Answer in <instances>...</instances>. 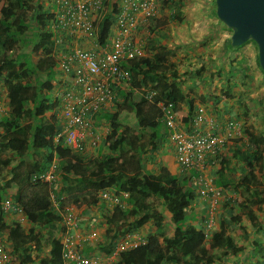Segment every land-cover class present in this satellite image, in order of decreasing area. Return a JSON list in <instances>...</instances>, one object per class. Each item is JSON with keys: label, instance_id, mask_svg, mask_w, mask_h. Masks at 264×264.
Wrapping results in <instances>:
<instances>
[{"label": "trees", "instance_id": "16d2710c", "mask_svg": "<svg viewBox=\"0 0 264 264\" xmlns=\"http://www.w3.org/2000/svg\"><path fill=\"white\" fill-rule=\"evenodd\" d=\"M44 1L52 0L0 3V95H4L8 107L0 116V239L7 244L10 264H32L34 254L42 247L43 230L61 223L60 215L68 206L89 208L103 202L101 196L107 192L125 204L112 208L106 237L97 249L107 257L115 252L119 236L143 233L146 240L144 245L119 252L114 264H215L225 259L228 251H218L221 240H226L229 231L241 228L243 217L254 221L255 207L259 212L264 210V182L256 174L264 166V134L256 133L244 121L242 135L224 146L230 145L231 149L214 156L218 169L213 172L212 184L230 198L222 205L219 227L206 237L205 227L189 223V211L197 196L192 181L183 173L174 175L165 168L157 173L143 171L144 159L156 148V130L165 127L158 104L169 102L176 113L181 104H186L188 114L183 123L194 114V99L183 90L176 64L159 53L123 64L128 89L114 86L113 113L109 109L92 116L94 125L104 124L108 131L101 141L107 152L95 157L87 156L84 150L74 152L61 139L55 141L61 127L56 116L59 102L53 99L57 61L51 56L53 42L47 28L51 15ZM162 7L170 12L168 20L182 22L183 0H164ZM213 15L216 17L215 1ZM110 18L107 15L103 22L101 43L109 36ZM167 22L156 19L149 29L154 32ZM226 46L233 49L230 39ZM25 48L30 49L28 54L22 52ZM256 63L259 67L258 56ZM204 71L203 65L196 73L201 76ZM167 75L171 81L164 83L162 78ZM248 78L244 73V79ZM149 92L155 93L151 100ZM124 108L137 114L134 125L120 123ZM248 112L245 106L242 119L248 117ZM143 132L150 133L149 142L141 138ZM53 164L54 180L33 181ZM121 193L128 197L122 198ZM10 196L30 227L20 222L7 224L2 202ZM150 198L160 200L163 211L150 205ZM166 224L173 227L171 236L165 235ZM142 228L145 230L141 233ZM253 242L261 250V245ZM227 243L233 254L239 252L230 237ZM63 263L62 244L53 240L49 255L39 264Z\"/></svg>", "mask_w": 264, "mask_h": 264}, {"label": "built area", "instance_id": "2783aa9c", "mask_svg": "<svg viewBox=\"0 0 264 264\" xmlns=\"http://www.w3.org/2000/svg\"><path fill=\"white\" fill-rule=\"evenodd\" d=\"M164 0H52L47 2L51 19L48 30L53 42L51 56L57 61L53 84V99L59 102L56 116L61 120L60 132L55 141L61 139L74 152H82L89 143L96 148L107 129L99 131L94 125L93 114L107 111L113 106L115 94L113 87L127 84L128 74L122 65L137 61L145 56L139 35H149L148 27L160 19ZM47 8V7H46ZM109 15V35L104 43L100 42L102 25ZM155 93L149 92L151 100ZM164 125L168 132L169 145L174 150L180 172L203 171L209 166V159L223 148L226 142L240 136L238 123L229 122L222 134L215 128L207 133L188 132L183 127L173 105L160 102ZM3 110L0 108V113ZM204 121V109L198 108L194 125ZM238 132V133H236ZM239 134V135H238ZM56 165L33 181L44 183L54 180ZM198 195H212L214 202L209 206L205 235L208 237L217 223L218 199L221 192L212 184L211 178L200 175L195 179ZM127 198V193H121ZM220 196V197H219ZM53 199V197H51ZM229 198V197H227ZM101 199L112 206L124 205L122 199L111 192L102 194ZM220 200V199H219ZM2 208L5 213L21 208L9 198L4 199ZM62 255L63 264H114L119 252L144 245L146 240L140 233L124 235L117 242L115 252L105 258L82 254L81 244L73 232L78 220L71 210L63 217ZM11 257L7 244L0 239V264H10Z\"/></svg>", "mask_w": 264, "mask_h": 264}, {"label": "crops", "instance_id": "0c3cea01", "mask_svg": "<svg viewBox=\"0 0 264 264\" xmlns=\"http://www.w3.org/2000/svg\"><path fill=\"white\" fill-rule=\"evenodd\" d=\"M184 14L185 10H183V17H185ZM169 15L168 12V15L162 18V12L160 20L168 22L166 24H160L154 32H151L148 27L149 35H139V41L144 47L145 55L148 56L156 53L165 54L170 63L176 64L177 71L182 81L183 90L194 99V114L191 116V120H189L188 123H183L182 121L188 114L187 105L181 104L177 109V117L180 119L186 131L207 133L211 131L213 127L217 132L222 134V131L229 122H236L239 128L241 127V136L244 121H246L247 125H251L256 133L264 134V104L262 103L260 105V100L256 101L255 97L252 96V91L255 87L253 85L252 76L255 71L248 60V56L251 55L253 50L252 47L243 45L236 51L228 50L226 44L231 35H173V32L176 30L177 33L179 30L178 27L184 25L189 19L186 21L184 19L181 23H174L168 20L170 19ZM213 24L218 26V30L220 31L218 21H214ZM199 37H201V39H199ZM191 38L192 40H190ZM222 61L223 63H228L229 66L226 67V69L223 66L221 68L220 63ZM205 63H211V65L205 67ZM203 65L206 71H204L201 76H198L196 71ZM244 73L249 76L248 79H244ZM162 79L163 81L165 80L164 83L171 81L168 75L166 78ZM121 87L128 89V82L127 84L124 83ZM225 92L226 94H224ZM1 96L3 97V95H0V108L3 112L2 114L0 113V116H3L6 114L8 107L5 97L1 98ZM245 106L249 111L248 117L242 119ZM200 107L204 109V121L200 123V125H194L195 111ZM259 111H261L260 114ZM102 125L99 126L100 132L103 131L105 127L104 124ZM141 138L149 142L150 133L143 132ZM155 142L156 148L149 151L146 156L147 158L143 161V171L146 173H157L160 168H165L174 175L182 174L176 162L174 150L169 145L168 132L166 135L162 136V139L158 138ZM229 149H231L230 145L221 148L219 153L228 152ZM84 152L89 157H95L101 153L107 152V148L101 145V142L96 148H92L88 143L85 145ZM208 163L209 166H206L203 171L196 169L183 174L185 178H189L190 181H192V188L196 191V200L190 208L188 217L189 223L198 228L205 226L208 220L209 206L214 202L212 195L205 197L199 196L197 190L198 186L195 183V179L200 175L211 178L212 180L213 172L218 169V164L214 159H209ZM236 170H238L237 172L239 175V167H237ZM256 174L258 178L264 182V166L262 169H258ZM225 194L226 193H221L223 197H225ZM6 198H9L13 202L12 196L5 197V199ZM227 199L226 197L224 202ZM113 207L114 206L107 201L98 202V204L89 208L85 205L80 208H77L75 205L68 206L60 215L62 218L61 223L51 230L42 231V236L40 237L42 247L39 252H36V255L34 254V262L32 264H39L40 259L49 255L53 240L58 239L59 242L62 243L63 231L60 232V230L63 229V217L68 209L71 210L78 220V227L73 233L76 240L81 244L82 254L105 258L106 256H104L96 246L98 243L104 241L106 237L107 220L112 218ZM254 210L257 216L256 222L245 217L241 220L242 227L249 234V241L252 243L255 240V232H264V210L262 211L263 213L260 212L261 215L258 210ZM217 213V223L212 227L211 231H215L217 227H219L218 218L221 217L222 212L218 209ZM5 215L7 224L20 222L26 228L30 227L22 213L11 210L5 213ZM143 229L145 230V228H142L140 231L141 233ZM171 229L168 236L173 234V227H171ZM245 237H247L246 234L244 238ZM120 239L121 237L119 236L117 242ZM241 242L239 247H241ZM252 243L250 244L251 247H249V250L243 253V256H246L244 258H248L249 252L255 249ZM220 250L222 251V240L218 248V251ZM248 259L250 260V258ZM222 263L224 262L222 258H220L215 264ZM241 264H244L243 260Z\"/></svg>", "mask_w": 264, "mask_h": 264}, {"label": "rangeland", "instance_id": "374dc122", "mask_svg": "<svg viewBox=\"0 0 264 264\" xmlns=\"http://www.w3.org/2000/svg\"><path fill=\"white\" fill-rule=\"evenodd\" d=\"M214 1L215 0H183V10H185V17H183V20L185 19V21L187 19H189L184 25L178 27V31L176 33V30L173 32V35H231V31L226 29V27L223 26L222 23H219V28L220 31L218 30V26L214 25V21H218V19L213 15V11H214ZM1 3V0H0ZM44 3H46L44 1ZM163 17L168 15L169 11H166V9H163ZM170 14V12H169ZM188 17V18H187ZM210 18V19H209ZM219 22V21H218ZM172 35V34H171ZM199 39H201V37H199ZM192 40V38L190 39ZM248 47H252V53L250 56H248V60L250 61L251 65L254 68L255 73L252 76V80H253V85L255 86L253 88L252 91V96L255 97L256 101L260 100V105L263 103L264 104V77L262 75V73L260 72V68L257 66L256 63V57H257V47L255 46L254 43L252 42H248L247 44ZM28 48L22 49V52L24 53H29ZM231 51H235V49H231ZM206 64V63H205ZM211 65L210 64H206L205 67H209ZM232 65V64H231ZM220 66L222 68L228 67V63L223 61L220 63ZM55 78V77H54ZM256 80V81H255ZM226 94V92L224 93ZM2 95V94H1ZM4 97V95H3ZM1 96V98H3ZM115 106H113L112 108H110L109 112L114 111ZM261 113V111H259V114ZM136 113L133 111H128L127 108H124V110L122 112H120L119 115V121L123 126L126 125H134L135 120H136ZM101 125H98V128ZM103 126V125H102ZM156 132L158 133V137L159 139H162V136L166 135L167 131L163 126H160L157 128ZM104 138L101 139V141H103ZM100 141V142H101ZM99 142V144H100ZM98 144V145H99ZM226 197H221L220 200L217 202L218 205V209L219 211L222 212L223 210V204L224 199ZM230 198V196H229ZM149 203L150 205H152L157 211H163V204L160 200L155 199V198H150L149 199ZM256 208V207H255ZM254 208V209H255ZM253 209L254 212H256ZM262 213V212H261ZM261 213L259 212V214L261 215ZM255 220L257 218L256 213H255ZM254 220V219H253ZM253 222H256V221ZM149 227V226H148ZM171 225L170 224H166L165 226V235L168 236V233L171 232ZM255 240L256 244H260L261 246V250L258 249V246L254 244V242H250V237L249 234L245 231V229L241 226L240 228H235L233 229V231H229L228 233V237H226L224 240V242H222V251L225 248V250L228 251L229 255L223 259L224 263H228V264H241V261L243 260L244 264H255L256 261H258L260 264H264V232H255ZM245 234L247 235V237L244 238ZM262 235V236H261ZM231 238L234 246L239 250V252L237 254H233L231 252V250H229L228 246H227V239ZM257 239V240H256ZM243 241V242H241ZM247 241V242H244ZM240 242L241 247H239ZM253 244V246L255 247V249H253L252 251L249 252L248 254V258H250V260L248 258H244L246 256H243V253L247 252L249 250L250 244Z\"/></svg>", "mask_w": 264, "mask_h": 264}, {"label": "water", "instance_id": "95a60500", "mask_svg": "<svg viewBox=\"0 0 264 264\" xmlns=\"http://www.w3.org/2000/svg\"><path fill=\"white\" fill-rule=\"evenodd\" d=\"M215 14L232 33L231 48L237 49L248 41L255 44L264 75V0H215Z\"/></svg>", "mask_w": 264, "mask_h": 264}]
</instances>
